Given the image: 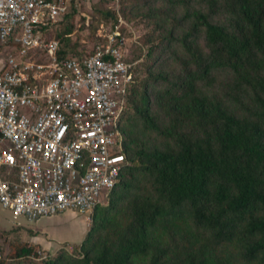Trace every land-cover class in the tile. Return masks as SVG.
Wrapping results in <instances>:
<instances>
[{
  "label": "trees",
  "instance_id": "trees-1",
  "mask_svg": "<svg viewBox=\"0 0 264 264\" xmlns=\"http://www.w3.org/2000/svg\"><path fill=\"white\" fill-rule=\"evenodd\" d=\"M166 1L145 15L160 37L147 39L154 62L141 78L135 66L129 87L128 164L78 257L64 251L45 264H264V0ZM101 12L113 31L116 11ZM78 15L74 1L49 29L61 57L84 58L106 42L98 36L86 49ZM161 48L179 70L158 62ZM0 50L19 54L13 42ZM0 238V264L39 257L34 244L8 251Z\"/></svg>",
  "mask_w": 264,
  "mask_h": 264
},
{
  "label": "built area",
  "instance_id": "built-area-1",
  "mask_svg": "<svg viewBox=\"0 0 264 264\" xmlns=\"http://www.w3.org/2000/svg\"><path fill=\"white\" fill-rule=\"evenodd\" d=\"M74 1L0 0V48L19 50H0V204L30 220L76 211L90 222L128 164L135 63L119 30L89 56L59 55L48 32Z\"/></svg>",
  "mask_w": 264,
  "mask_h": 264
},
{
  "label": "rangeland",
  "instance_id": "rangeland-1",
  "mask_svg": "<svg viewBox=\"0 0 264 264\" xmlns=\"http://www.w3.org/2000/svg\"><path fill=\"white\" fill-rule=\"evenodd\" d=\"M76 4L79 12L76 35L78 41L91 50L98 36H106L119 30L130 50L129 56L134 57L136 76L144 77L148 67L154 62L146 56L149 51L147 39L160 37L159 31H154L155 22L145 15L156 8L165 10L171 5L166 0H76ZM104 9L117 13L119 24L113 31V20H107L101 14ZM201 42L203 43L202 40ZM173 48L182 52L177 43L173 44ZM157 56L160 57L158 62H163L165 67L179 70V63L173 59L169 50L163 51L161 48ZM225 76L226 74H219V82ZM92 226L93 220L88 222L76 211L30 220L24 216H16L0 204V232L6 233L5 249L10 251L13 242H28L36 245L39 251L38 258L10 259L9 264H45L46 260L57 258L64 251L78 257L77 246L83 243Z\"/></svg>",
  "mask_w": 264,
  "mask_h": 264
}]
</instances>
